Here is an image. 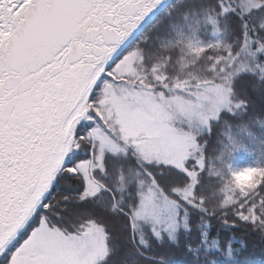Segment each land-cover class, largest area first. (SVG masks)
<instances>
[{
    "label": "snow or ice",
    "instance_id": "1",
    "mask_svg": "<svg viewBox=\"0 0 264 264\" xmlns=\"http://www.w3.org/2000/svg\"><path fill=\"white\" fill-rule=\"evenodd\" d=\"M249 236L264 0H0V264H248Z\"/></svg>",
    "mask_w": 264,
    "mask_h": 264
},
{
    "label": "trees",
    "instance_id": "2",
    "mask_svg": "<svg viewBox=\"0 0 264 264\" xmlns=\"http://www.w3.org/2000/svg\"><path fill=\"white\" fill-rule=\"evenodd\" d=\"M248 239L251 240L253 248L245 253L244 258L247 260L248 264H264V245H261L258 239L251 236H249ZM171 255L176 261H180L183 258L178 252L172 253Z\"/></svg>",
    "mask_w": 264,
    "mask_h": 264
},
{
    "label": "rangeland",
    "instance_id": "3",
    "mask_svg": "<svg viewBox=\"0 0 264 264\" xmlns=\"http://www.w3.org/2000/svg\"><path fill=\"white\" fill-rule=\"evenodd\" d=\"M238 235V238H243V233H239V234H237ZM249 243H250V247H249V249H248V251L250 250V249H252L253 248V246H252V244H251V240L249 239Z\"/></svg>",
    "mask_w": 264,
    "mask_h": 264
}]
</instances>
